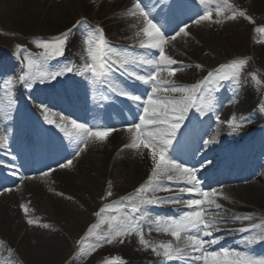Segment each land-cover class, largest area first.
<instances>
[{
    "label": "snow or ice",
    "instance_id": "snow-or-ice-1",
    "mask_svg": "<svg viewBox=\"0 0 264 264\" xmlns=\"http://www.w3.org/2000/svg\"><path fill=\"white\" fill-rule=\"evenodd\" d=\"M198 3L204 6L202 14L197 13L195 18L189 17L195 25L202 22L222 24L238 17L255 23L246 11L237 8L229 0H198ZM127 14L136 19L134 28L139 25V30L135 33L139 38L138 42L131 46L113 45L106 39L103 27L98 24L91 25L83 18L50 38L36 39V47L42 50L36 57H32L27 48L17 45V55H28L25 56L26 64L22 68V74L18 75L15 83L31 93L38 84L52 86L58 78L72 74L81 77L86 95L91 91L94 101L97 93L100 101L105 103L121 99L128 110L123 130L128 133L129 142L124 148L137 150L151 161L150 174L138 188L126 197L105 203L94 213L96 222L87 228L78 242L80 253L87 255L104 245L124 244L126 240L136 236L138 243L144 249H150L158 258L157 264H264V256L253 255L248 250L249 246L264 242V219L257 223L252 214L229 215L217 202V197L225 200L229 197L217 188L206 189L198 175L201 170L207 172L213 161H197L199 167H196L188 160L174 155L177 146L181 144L184 129L193 122V117L198 120L199 117H207L211 113L218 124L227 125L229 135L238 133L245 123H251L250 118H237L235 115L222 121L216 98V93L224 82L240 84L241 71L247 61L243 58L233 59L207 71L195 83L179 84L173 77L183 68L192 65H184L182 61L173 59L166 54L165 46L176 37L188 36V24L177 19L178 31L173 29L175 35H167L166 25L160 23L158 26L153 22L152 11L145 10L142 0H135ZM77 28L85 31L82 63L76 64L69 60L58 64L55 69L51 68V61L65 55L72 34ZM256 31L264 35V26L257 27ZM195 67L202 68V65L197 64ZM114 73H119L128 83L118 80ZM250 76L257 85L262 83L255 72L250 73ZM4 85L9 99L6 104L0 105V121H10L15 111L12 107L14 82L11 78H5ZM104 106V103L99 105ZM38 109L43 121L57 128L68 141L67 147L71 148L70 156L62 157L64 162L56 161V168L46 166L47 170L40 173L42 177L49 176L57 168L63 170L73 167V162L81 157L91 143L103 142L109 134L116 131L106 125H90L63 115L60 122H57L50 118V108L44 102L38 104ZM7 131L0 124V147L7 150L5 155L11 156L13 163L9 167L15 170L18 167L14 163L17 156L11 152ZM218 134L219 129L210 139L198 142L199 147L211 150V146L217 142ZM198 154V150L193 151V157ZM222 187L221 185L220 188ZM2 191L9 192L11 189L4 188ZM112 195L109 190L103 198L107 199ZM166 205L174 206L177 215L161 216L150 210V206ZM19 207L28 225L45 229L50 227L30 214L27 203H21ZM244 221H248L246 226L228 227L229 224ZM145 227L149 232L155 230L167 233L173 239L153 242L145 238ZM224 232L244 234L239 243L244 245L245 250L229 247L213 250L214 246L224 240ZM88 240L92 242L85 244ZM106 264L112 262L108 261Z\"/></svg>",
    "mask_w": 264,
    "mask_h": 264
},
{
    "label": "bare ground",
    "instance_id": "bare-ground-1",
    "mask_svg": "<svg viewBox=\"0 0 264 264\" xmlns=\"http://www.w3.org/2000/svg\"><path fill=\"white\" fill-rule=\"evenodd\" d=\"M91 1L92 0H54L48 4V6L52 8L49 11L43 12L39 5L34 3L36 0H0V23H2L4 27L19 31L22 34H35L37 29L45 30L47 32L45 34H53L58 30L69 26L79 15L98 11L97 18L107 17L110 14L115 16V12L122 9L123 17L120 21L117 19L114 23L112 19H110L112 22L109 28V34L115 36L118 39H121L122 36H133V39H136L135 33L139 30V25H137L135 28H131L129 26L130 23L134 25L137 24V21L135 18L127 14V10L133 4L132 0H94L96 3L90 4L89 2ZM229 2L231 4L236 2L234 5L246 10L248 14L252 16L253 21H255L257 24H264V0H249L247 2L245 0H229ZM39 23L41 25H39ZM175 42H178L179 45H175ZM219 45L220 44L216 43V40L211 37L208 29L204 28V22H202V24L196 25L193 34H189L186 37L182 36L179 40L171 41L169 44H167L165 46V51L166 54L172 56L175 60H182L183 58L189 56L190 58L199 59L201 61L206 58L205 56L209 53V51L212 53L214 52L213 49L220 51L221 49L216 48L219 47ZM207 49H209V51ZM262 51V57L264 58V47L262 48ZM221 54L222 51L219 52V54H216L215 59L220 57ZM207 59L208 58H206V60ZM207 61L212 62L214 60L209 59ZM193 72L194 69L188 68L184 70L182 74L177 73L176 76L189 77L193 75ZM245 89L246 90L240 89L237 97L239 104L248 107L253 104L251 93L253 91L247 88ZM245 109H243V111ZM126 139L129 140V135L127 137L124 134H121L120 136L112 134L109 142L113 145L121 144L124 143ZM212 154L215 155V153ZM85 155H87V153ZM85 155L81 154L79 159L80 164L77 166V169L83 170V165L87 163L88 165L83 171L79 173L81 176L79 179L81 181L83 180L84 183H89L86 186L102 188L107 175L106 168L108 167V157L106 156V153L103 155L101 162L94 165L88 161ZM121 155H123V157ZM256 155L262 157L264 167V147L258 146L256 149ZM115 156L116 157L114 160L111 161V164H113L109 166V172H111L113 167L116 166V169L118 170L121 166L122 170L130 175L132 171V179H138L141 174H145L149 170L148 168L150 167V158L140 154L137 150L124 148L121 153H116ZM120 157H122V159ZM118 158L119 160H117ZM67 170H69V168ZM91 173H93V175ZM62 176L66 178L69 176V173H62ZM258 178L259 182L257 184L253 183L240 190L234 191L232 200L223 199L226 206L235 208L237 215L252 214L255 218V222L257 223L264 219V191L262 189L264 185V175H261ZM138 187L139 186H137V188ZM72 189L73 192L77 191L74 188ZM27 195L30 197L26 198ZM14 197L17 200L10 202L14 203L19 201V196L15 195ZM20 197L26 200H31L30 203H27L31 211L35 209V201H39L42 195L39 190L35 189L34 192L24 191ZM51 198L52 197H50V199ZM65 199L69 201L68 198ZM60 201H62V198H60V200L57 202L59 203ZM150 210L152 213L162 216L161 212L156 211L157 209L151 208ZM228 214L231 215L234 214V212L229 211ZM18 215L19 210L17 208L11 207L10 204L6 206L5 203H2L0 207V235L6 234L8 236L12 235L15 237H18L19 235V241L17 244H19L22 249H26V247L32 248L31 244L29 243L28 233L26 231L23 234L18 233L20 225L23 224L21 221H19ZM245 222L247 223L248 221H244L242 223ZM11 223H15L14 228L10 227ZM43 223L50 225L49 221L45 219H42V224ZM239 223L241 222H237L236 225H239ZM49 228H51V225ZM154 232L157 231L154 230ZM152 233L153 232H146L145 238L159 243L158 239L154 238ZM14 240L15 239H13L12 242H14ZM228 243L234 244L238 250H241L239 247V238L230 239ZM132 244L134 245L125 247L122 252L116 256L121 264L124 262H132V259H140L139 261L142 263L146 261V258H155V255L150 249H144L138 243V238L136 236L135 238L132 237ZM31 253L26 254V258L24 257L22 259L24 264H33V261H35L36 264H46L44 263V259L40 254L35 251Z\"/></svg>",
    "mask_w": 264,
    "mask_h": 264
},
{
    "label": "rangeland",
    "instance_id": "rangeland-1",
    "mask_svg": "<svg viewBox=\"0 0 264 264\" xmlns=\"http://www.w3.org/2000/svg\"><path fill=\"white\" fill-rule=\"evenodd\" d=\"M48 1L49 0H36V2L34 3H37L40 9H42L44 12L49 11L52 8L48 6V4L50 3ZM81 16L86 18L88 17L86 14H83ZM213 19H215V15L213 16ZM87 20L97 23L96 21H94V18L92 19L88 17ZM39 25L41 24L39 23ZM209 25L210 27H212V37L216 40V43L220 44L219 47L216 48L221 50L218 51L216 49H213L214 52L212 53L209 51V49H207L209 53L205 57L208 56L209 59H214V54H219V52L221 51V55H223L224 51V55H227L228 57L232 55L241 56L246 53L245 48L250 37V24L246 18L238 17L236 20L224 21L222 24L209 22ZM43 31L44 33H47L45 30L37 29L38 35H50L43 34ZM60 31L62 30H58L56 34H58ZM5 33L7 34V36L5 35ZM27 38L29 37H27L26 35L20 34L17 31L0 25V45L11 44L14 41L22 42ZM259 53L260 50L257 51V55H259ZM209 55H213V57H210ZM225 57L223 56L224 59ZM214 63L216 62H213L212 64ZM256 74L260 78L262 83L260 85H257V87H255L254 85L253 86L256 88L258 95H261V90H264L263 68L257 70ZM131 175L127 172H124L120 166L117 172H115V176L112 179L113 184H110L112 186L111 188L108 186H103L100 191L95 192V195H88L86 191H81L82 198H80L78 201L73 200V202H66L62 200L60 203H56L55 205H53L50 209L46 207L47 204L44 201L40 202L37 212L41 215L46 213L48 220L51 223V228L45 229L39 227L34 231V240L29 241L32 248L26 247V249H22V247H20L17 242L16 248L19 257L26 258V254L35 251L41 255V257L44 259V263L46 264H67L68 258H70V256H72L77 248L80 247L78 242L89 227L87 223L96 219L91 218H93L95 216L94 213L98 211L99 208L96 206L98 205V203H102L105 193L111 190V192L113 193L111 201H114L116 199L115 196L123 194L127 190H133L137 179H132ZM53 180L56 181V178H53ZM77 186L78 191L79 189L83 190V187L86 188V185H83L82 183L77 184ZM32 214L33 217L41 219L36 213ZM91 242V240H88L85 241V244ZM105 248L106 245L102 246L103 250L97 248L95 252H89V254L83 255L86 258L84 263L106 264V262L109 261V258L105 251ZM78 254L81 255L80 253ZM33 264H36V262L33 261Z\"/></svg>",
    "mask_w": 264,
    "mask_h": 264
}]
</instances>
